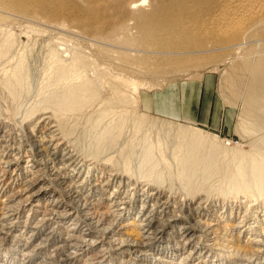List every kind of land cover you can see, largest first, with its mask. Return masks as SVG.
<instances>
[{
	"label": "bare ground",
	"instance_id": "obj_1",
	"mask_svg": "<svg viewBox=\"0 0 264 264\" xmlns=\"http://www.w3.org/2000/svg\"><path fill=\"white\" fill-rule=\"evenodd\" d=\"M16 14L85 35L96 57L49 48L24 108L28 53L12 56L0 29V61H13L0 80V243H12L0 264H264V0H0V24ZM219 50L242 63L228 82L246 90L249 150L128 111L124 73L140 53Z\"/></svg>",
	"mask_w": 264,
	"mask_h": 264
},
{
	"label": "rangeland",
	"instance_id": "obj_2",
	"mask_svg": "<svg viewBox=\"0 0 264 264\" xmlns=\"http://www.w3.org/2000/svg\"><path fill=\"white\" fill-rule=\"evenodd\" d=\"M12 3L15 4V7L19 8L23 2L16 1ZM38 4L39 2L36 4V7H32L34 10L38 9L37 11L39 12L41 5ZM144 7L146 6L135 8L131 13L134 14ZM110 10H108L107 14L112 15L114 11ZM16 15L18 16H9V22L0 24V29L3 30L1 32L13 34L14 45L11 53L12 56L14 54V56H18V54L24 51L28 53L27 63L31 71L32 83H34L31 84L30 93L24 99V108H27L34 103L33 101L38 100V85L44 73L43 70L49 48L56 47L57 45V47H62L63 49L67 47L82 51L85 56L91 54L93 58L96 56L92 53V43L86 40L85 35L73 32L69 33L68 30L57 28L48 21L41 20L38 16ZM131 15L129 13L126 16L128 17L127 22L130 27L135 23ZM77 23L73 22L72 24L76 25ZM141 32L134 30L130 38L138 44L147 45V49L154 51L155 46H150V40L143 37ZM122 37V35L119 36V38ZM111 44L117 43L111 41ZM128 45L126 46L132 47L131 44ZM142 49L145 48L143 47ZM30 50L31 52H29ZM173 51H181V48H174ZM219 53L222 54L221 57ZM140 55L144 57L142 58V62L138 63L136 60L130 61L124 73L125 77H129L136 83V86H133L136 88H130L131 91L129 89L126 94L127 109L130 113L132 112L133 114L134 112V114L137 113L139 116L143 115L151 120L154 119L153 121L157 122V124L165 125L166 122V124H170L173 128L178 126L197 129L209 134L211 137L217 136V141L222 146L240 148L244 151L249 150L257 136L256 133H245L240 126V115L244 104L242 97L246 93V90L242 86H239V90L237 88L233 90L228 82L229 79L236 80L239 77L236 71L230 69L238 67L242 64L241 62L237 63L233 59H226L227 57L223 50L194 55L188 61L180 57L182 55H178L176 56L178 60L175 63L166 61L164 58L154 59L145 57L141 53ZM223 55L224 58H222ZM6 60L0 61V80L4 76L5 68L13 64V61L8 60L7 62ZM237 90L238 92L234 94V91ZM106 92V95L112 96L111 90ZM191 100H198L197 110L194 108ZM2 102L1 100L0 112L4 108V103ZM200 125L203 127H200ZM22 213L23 217H21L24 220L28 212L24 210ZM58 232L56 231V237L59 236ZM6 238L5 241L1 242L2 244L0 243V257L7 256L4 253L5 250H11V237ZM18 260L15 261L17 264H19ZM194 261L196 260L193 259L192 262ZM5 262L7 264V260Z\"/></svg>",
	"mask_w": 264,
	"mask_h": 264
},
{
	"label": "crops",
	"instance_id": "obj_3",
	"mask_svg": "<svg viewBox=\"0 0 264 264\" xmlns=\"http://www.w3.org/2000/svg\"><path fill=\"white\" fill-rule=\"evenodd\" d=\"M191 102L193 103L194 108L197 110L198 100L197 101L196 100H194V101L191 100Z\"/></svg>",
	"mask_w": 264,
	"mask_h": 264
}]
</instances>
